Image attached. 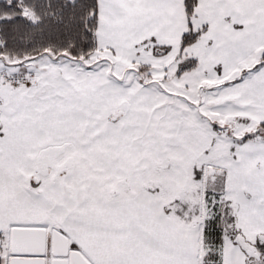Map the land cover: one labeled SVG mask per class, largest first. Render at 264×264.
I'll list each match as a JSON object with an SVG mask.
<instances>
[{
	"label": "snow or ice",
	"instance_id": "6c2138e0",
	"mask_svg": "<svg viewBox=\"0 0 264 264\" xmlns=\"http://www.w3.org/2000/svg\"><path fill=\"white\" fill-rule=\"evenodd\" d=\"M0 264H264V0H0Z\"/></svg>",
	"mask_w": 264,
	"mask_h": 264
}]
</instances>
